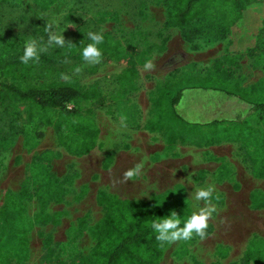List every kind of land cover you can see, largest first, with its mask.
I'll use <instances>...</instances> for the list:
<instances>
[{
	"label": "rangeland",
	"instance_id": "374dc122",
	"mask_svg": "<svg viewBox=\"0 0 264 264\" xmlns=\"http://www.w3.org/2000/svg\"><path fill=\"white\" fill-rule=\"evenodd\" d=\"M20 1L16 9L0 12L2 33L10 41L17 36L23 40L30 36V22L40 27L58 22L53 32L65 30V46L73 45L72 56L63 63V77L69 78L62 80L99 91L98 100L67 109L90 113L99 136L88 155L75 157L52 126L39 120L23 123V134L0 155V210L11 197V213L21 214L14 227L25 230L26 243L22 247L10 241L6 233L11 227L1 223L0 264H83L96 245L90 230L106 215L96 202L98 191L130 202L150 201L181 185L188 202L176 194L173 204L183 210L174 212L190 217L205 207L195 201V191L209 184L215 185L216 211L208 221L215 232L206 239L169 242L161 264H262L248 258L247 247L254 239L264 240V210L250 208L252 194L264 203V179L251 176L264 124L249 104L206 85L217 80L231 90L249 92L264 85V32L249 56L228 53L227 38L182 42L177 28H164L160 0H58L48 11H40L33 0ZM252 12H259L263 21L264 7L253 6ZM68 15H73L72 23L65 22ZM89 31L119 41L136 61L135 74L120 81L128 65L104 55L100 64H85L81 50ZM146 58L153 69L143 68ZM76 67L82 70L76 73ZM177 94L180 103L171 108ZM153 99H163L161 118L153 110L148 113ZM47 114L55 119L57 112ZM149 123L163 129L148 133ZM209 141L214 144L207 146ZM40 156L63 190L60 201L44 207L32 186L23 191ZM141 163L139 174L125 177Z\"/></svg>",
	"mask_w": 264,
	"mask_h": 264
},
{
	"label": "trees",
	"instance_id": "16d2710c",
	"mask_svg": "<svg viewBox=\"0 0 264 264\" xmlns=\"http://www.w3.org/2000/svg\"><path fill=\"white\" fill-rule=\"evenodd\" d=\"M58 0H33L40 11H48ZM79 3L92 0H76ZM166 14L164 28H177L184 42L190 44L199 37L229 39L228 53H246L253 55L259 46L264 32V19L259 12H252L253 6L264 7V0H160ZM20 0H0V12L5 9H16ZM73 15H68L65 22L72 23ZM28 37L17 36L10 41L2 33L0 23V155L8 151L23 134V123L39 120L45 125L52 126L58 133L61 144L69 154L75 157L88 155L96 146L99 129L90 113L81 115L77 110H68V105L79 106L96 101L99 91L88 88L80 83L69 80L63 81L64 61L72 56V46L63 48L48 45L37 62L25 65L20 56L26 42L36 39L47 45L49 32L46 27H40L36 22H30ZM53 31V29H52ZM99 47L103 55L116 60H124L128 68L119 78L125 79L129 73L135 74L136 61L132 55L124 52L119 41L109 34ZM91 41L86 38L83 47ZM78 45L82 41H78ZM206 87L219 91L249 104L256 113L257 119L264 124V85L252 87V90H231L224 82L208 81ZM171 91H167L170 94ZM181 94L173 97L169 104L171 108L178 105ZM154 113L163 117V99H153ZM48 112H57L56 118H51ZM178 118V117H177ZM151 133L160 132L161 125H146ZM67 131L69 134H64ZM209 141L207 146L213 145ZM257 154L252 160V174L257 179H264V133L258 143ZM79 147V148H78ZM43 157H36L30 167V177L24 184L23 191L32 186L37 201L43 207L50 202L61 200L63 190L59 181L49 174L48 167L43 166ZM28 182V183H27ZM184 195L182 186L174 187L173 191L164 196H157L150 201L130 202L105 192L98 191L97 204L103 208L106 215L91 230L90 234L96 240L91 253L83 260V264H161L169 242L156 239V233L151 227L154 220L167 216L174 210H183L174 205L176 194ZM169 199L167 200L166 198ZM262 199H264L262 197ZM187 201V199L185 198ZM12 198L8 197L0 210V224L11 227L9 240L22 245L26 243L24 229L15 226V219L21 214L11 213ZM188 202V201H187ZM254 207L259 205V199L252 195ZM188 205V203H187ZM185 212V211H184ZM188 216H181L186 220ZM189 218V217H188ZM183 227V224L180 225ZM213 227L209 225L208 238ZM196 239L200 237L193 235ZM5 238V237H4ZM204 238V239H206ZM1 240V235H0ZM3 240V239H2ZM183 248V247H182ZM247 255L259 259L264 264V240L254 239L247 247Z\"/></svg>",
	"mask_w": 264,
	"mask_h": 264
},
{
	"label": "clouds",
	"instance_id": "9594fccd",
	"mask_svg": "<svg viewBox=\"0 0 264 264\" xmlns=\"http://www.w3.org/2000/svg\"><path fill=\"white\" fill-rule=\"evenodd\" d=\"M57 21L53 20L52 23L46 25V31L49 32L47 45L37 41L36 39H29L23 50V55L20 56V60L23 64L28 65L29 62H37L41 58V54L47 50L48 45H55L63 48L65 46V38L60 32L57 34L52 29L57 26ZM88 39L91 43H88L81 50V56L85 64L97 65L100 64L103 59V50L100 45L104 43L105 37L100 32L89 31ZM145 70H151L154 68L151 58H146L143 64ZM81 67H76L75 72L79 73ZM64 79L69 77L64 76ZM122 120L126 117H121ZM143 168V163L136 165L133 169L128 170L125 173L126 178H133L139 174ZM215 192V185L209 184L206 188H199L194 193V199L197 203L203 201L205 207L200 208L198 212H194L186 220H181L176 212H170L167 216L154 220L151 227L154 229L156 239L163 242H173L177 240H190L193 235L200 237L201 239L206 238L207 229L209 227L208 221L216 211L215 205L212 203L213 193ZM183 224V227L180 225Z\"/></svg>",
	"mask_w": 264,
	"mask_h": 264
},
{
	"label": "crops",
	"instance_id": "0c3cea01",
	"mask_svg": "<svg viewBox=\"0 0 264 264\" xmlns=\"http://www.w3.org/2000/svg\"><path fill=\"white\" fill-rule=\"evenodd\" d=\"M181 40H182V42H184L183 41V39L181 38ZM186 43V42H185ZM166 80V79H165ZM179 103H180V101H179ZM178 103V104H179ZM152 110H153V107H152V103H151V101H150V107L148 108V113H149V115L152 113ZM148 133H151V132H149L148 131ZM155 133V132H154ZM251 176H253V174H252V171H251ZM254 177V176H253ZM255 178V177H254ZM176 186H178V185H175L174 187H176ZM179 186H181V185H179ZM174 187H173V189H174ZM173 189L172 190H169V191H173ZM166 193H168V191L167 192H165L164 194H166ZM163 194H161V195H158V196H162ZM253 195V194H252ZM252 195H250V208H251V210L252 211H262V210H264V203L262 202V203H259V205H257V207H254L253 206V203H252ZM187 197V196H186ZM208 224L209 225H211L212 227H213V229L215 228V226H213L211 223H209L208 222ZM215 231L213 230V232H212V234L209 236V237H211L212 235H213V233H214ZM208 237V238H209ZM261 240H263V239H261ZM249 244H250V242H249Z\"/></svg>",
	"mask_w": 264,
	"mask_h": 264
},
{
	"label": "bare ground",
	"instance_id": "6f19581e",
	"mask_svg": "<svg viewBox=\"0 0 264 264\" xmlns=\"http://www.w3.org/2000/svg\"><path fill=\"white\" fill-rule=\"evenodd\" d=\"M234 215H235V214H234ZM235 222H236V221H235ZM227 228H229V227H227ZM233 228H234V227H233ZM220 229H221V228H220ZM223 232H224V231H223ZM224 233H225V232H224ZM234 234H235V233H234ZM224 235H225V234H224ZM231 238H232V237H231ZM235 240H236V239H235ZM235 240H234V241H235ZM228 241H229V240H228ZM237 241H238V240H237ZM231 242H232V241H231ZM232 243H233V242H232Z\"/></svg>",
	"mask_w": 264,
	"mask_h": 264
}]
</instances>
